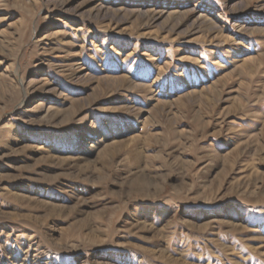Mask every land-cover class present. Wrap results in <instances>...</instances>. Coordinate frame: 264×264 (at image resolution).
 I'll use <instances>...</instances> for the list:
<instances>
[{
    "label": "rangeland",
    "instance_id": "1",
    "mask_svg": "<svg viewBox=\"0 0 264 264\" xmlns=\"http://www.w3.org/2000/svg\"><path fill=\"white\" fill-rule=\"evenodd\" d=\"M0 264H264V0H0Z\"/></svg>",
    "mask_w": 264,
    "mask_h": 264
}]
</instances>
